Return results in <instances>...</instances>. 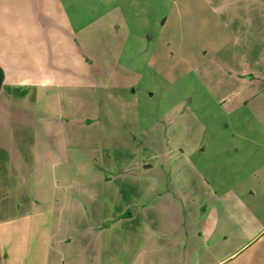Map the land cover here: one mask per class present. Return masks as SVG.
<instances>
[{
    "label": "rangeland",
    "instance_id": "obj_1",
    "mask_svg": "<svg viewBox=\"0 0 264 264\" xmlns=\"http://www.w3.org/2000/svg\"><path fill=\"white\" fill-rule=\"evenodd\" d=\"M209 1L25 0L27 12L56 24L50 53L61 63L43 90L55 92L48 108L0 107V185L6 168L13 177L35 163L18 146L34 133L37 140L26 143L42 151L36 163L72 166L76 195L126 208L134 184L151 192L158 214L173 183L193 228L252 231L239 221L242 199L264 226V149L255 145L264 125L257 108L229 109L219 87L236 81L219 67L232 65L230 52L245 57L243 47L250 60L259 46H233L239 37L225 25L213 28ZM36 119L32 129L24 124ZM5 207L0 217L23 211Z\"/></svg>",
    "mask_w": 264,
    "mask_h": 264
},
{
    "label": "crops",
    "instance_id": "obj_2",
    "mask_svg": "<svg viewBox=\"0 0 264 264\" xmlns=\"http://www.w3.org/2000/svg\"><path fill=\"white\" fill-rule=\"evenodd\" d=\"M21 1L0 0V107L32 113L38 106L40 110L48 108L55 99L51 96L55 92L43 90L49 87L50 78L58 76L61 62L50 53L56 24L39 21L36 12L31 8L27 12L25 0ZM209 3L215 16L213 28L225 25L239 37L231 39L233 46H259L250 60L243 47L245 57L237 54L236 60L234 51L230 52L232 65L220 63L219 67L236 81L219 82V87L229 109L257 108L253 114L264 125V0ZM44 97L46 104L42 103ZM24 124L32 129L40 121ZM44 135L54 139L47 132ZM259 139H254L255 145L264 149V138ZM29 140H37V134L27 139L22 136L18 146L32 152L35 163L13 171V177L11 168H6L0 185V205L23 210L0 217V264H122L131 254L132 261L124 264H264V226L258 228L259 219L246 207L245 199L239 201L245 209L239 221L242 226L251 222L257 228L250 232L196 229L186 224L180 192L169 189L175 184H166L167 197L158 203L163 208L158 214L154 213L157 209L151 192H143L134 184L133 204L126 208L116 202L90 199L87 192L76 195L74 168L36 163L42 151H30ZM152 170L150 166L144 172ZM46 173L52 174L51 180L45 178ZM23 206L25 210L33 208L25 212ZM258 240L260 244L253 247Z\"/></svg>",
    "mask_w": 264,
    "mask_h": 264
}]
</instances>
